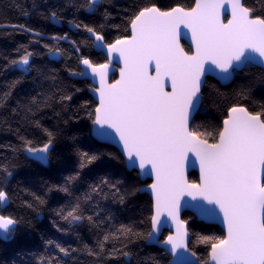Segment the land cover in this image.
<instances>
[{"label": "snow or ice", "instance_id": "6c2138e0", "mask_svg": "<svg viewBox=\"0 0 264 264\" xmlns=\"http://www.w3.org/2000/svg\"><path fill=\"white\" fill-rule=\"evenodd\" d=\"M10 7L68 30L0 23V74L18 73L0 91V131L16 140L0 144V240L18 242L8 264H264V0ZM32 163L58 182L24 171ZM184 209L223 234L196 232ZM45 211L75 246L40 225Z\"/></svg>", "mask_w": 264, "mask_h": 264}, {"label": "trees", "instance_id": "16d2710c", "mask_svg": "<svg viewBox=\"0 0 264 264\" xmlns=\"http://www.w3.org/2000/svg\"><path fill=\"white\" fill-rule=\"evenodd\" d=\"M16 3L21 4L22 7L24 8H28L30 10V3L31 0H15ZM62 2H64V0H62ZM151 2L156 3L159 7H161L162 9H167L169 7L175 6L176 4H180L181 6H191L194 4V0H151ZM13 3V0H0V23H7V22H11V23H28L33 27H37V28H42L47 34L51 35L55 32H60V31H67L68 30V26L66 23H64L63 21L62 26L58 27L56 25L50 24L47 21H43L40 20L38 17L32 16L30 19H25L22 15L19 9L15 8V7H10V5ZM43 11V9H41ZM67 19H72V16L69 14L66 17ZM81 19H84L83 16L80 17ZM118 22V21H117ZM31 39V37H27V36H16V42L17 43H27V41ZM49 41L44 40L41 43H48ZM183 47L186 51H188L190 49V47L185 43L182 42ZM10 42L7 40V38L5 37V35L3 33H0V51H7L10 50ZM62 47H67L66 44H63ZM35 50L37 52L40 53H44V49L41 46H38L35 48ZM41 62H46V58L43 56H40L37 58V63H41ZM50 67H54V68H61L62 65L59 63H52L51 65H49ZM18 75V73L15 72H9L6 74H0V91H4L6 90L4 88V85L7 81H10L12 79H14L16 76ZM111 78H115L112 77ZM77 87H84L83 83L80 82H75ZM209 83L210 84H217V81L212 78L209 77ZM217 87H220L221 91H229V87L228 86H223L221 87L219 84H217ZM84 98L87 99H91L92 96L89 93L88 95H86ZM16 143L15 138L9 134V133H4L2 131H0V144H6V143ZM108 151H112V152H116V148L115 147H109L107 149ZM55 166V162H53L52 165H50V167H54ZM43 166L39 165L38 163H32L30 168L24 169V171L27 172H37L40 175H43L46 179H51L53 182H58V178H56L55 176L49 175L46 171H42ZM34 179H38V176H34ZM17 180H23L24 177L21 176H17L16 178ZM199 177L198 174L196 172H192L189 174V181H198ZM147 183H151L149 180L146 181ZM13 184H15V181H13ZM147 199V196H142L141 199L138 201V204L143 205L145 200ZM63 202L62 199V194L59 193H54L52 200H50V206H55L56 202ZM118 207V206H114ZM147 213H145L146 215ZM187 217H192L194 220V224L192 225L193 230H195L198 233H206V234H214V235H221L223 234V230L217 226V225H209L203 221L198 220L194 215L190 214L189 212H185L183 214V218H187ZM49 216L47 211H45L44 213V219H42L40 221V225L45 227L49 233L50 236H52L55 239H59L62 242H67V243H72L73 246H75V240L71 235L65 236L61 233H57L56 230L54 228L51 227L50 223H49ZM121 219H124V216H121ZM125 222H127L125 220ZM63 226V225H62ZM164 235H167V231H165ZM163 238V237H162ZM87 239V237H86ZM18 247V242L17 243H13V242H5L3 240H0V261L3 262V264H8V262L14 258L15 256V250ZM198 253L203 256L204 255V246H199L197 249ZM145 254L146 253H157V249L155 247H150V248H146L145 250ZM163 264V262H162Z\"/></svg>", "mask_w": 264, "mask_h": 264}, {"label": "water", "instance_id": "95a60500", "mask_svg": "<svg viewBox=\"0 0 264 264\" xmlns=\"http://www.w3.org/2000/svg\"><path fill=\"white\" fill-rule=\"evenodd\" d=\"M56 26H58V27H61L62 26V23H60V24H58V25H56ZM183 33H187V34H183ZM190 32H187V30L186 29H182V34H181V36H180V38H179V43H180V45L183 47V44H182V42H185L190 48L192 47V45H191V40H190ZM184 48V47H183ZM185 50V49H184ZM186 51V50H185ZM113 66H114V68H115V70H116V72L118 73V68H119V64L118 63H116L115 61L113 62ZM111 77H112V74H110V79H111ZM209 77H212V78H214L213 76H211V75H209ZM215 79V78H214ZM216 80V79H215ZM113 147H115V146H113ZM192 172H196L197 174H198V177L200 176V172H199V163H198V161H195L194 159H192V160H190V163H189V165H188V167H187V170H186V175H187V178H188V180H189V174L190 173H192ZM150 182H151V180H149ZM190 182V181H189ZM186 199H190V198H187L186 197ZM185 212H189L190 214H192V215H194V213L191 211V210H188V209H184L183 211H182V213H181V216H182V218H183V214L185 213ZM195 216V215H194ZM196 217V216H195ZM198 220H200V221H202L199 217H196ZM203 222H205V223H207L208 224V222H206V221H203ZM212 225H217V226H219L222 230H223V226L220 224V223H215V224H212ZM167 231V230H166ZM162 238V237H161Z\"/></svg>", "mask_w": 264, "mask_h": 264}]
</instances>
